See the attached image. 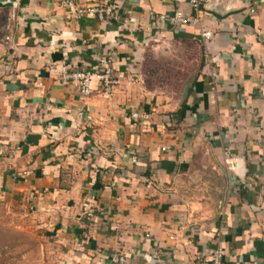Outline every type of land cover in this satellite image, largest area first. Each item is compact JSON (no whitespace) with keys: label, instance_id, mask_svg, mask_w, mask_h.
Instances as JSON below:
<instances>
[{"label":"crops","instance_id":"obj_1","mask_svg":"<svg viewBox=\"0 0 264 264\" xmlns=\"http://www.w3.org/2000/svg\"><path fill=\"white\" fill-rule=\"evenodd\" d=\"M63 1L0 0V212L39 236L35 264H191L218 245L264 264V0H208L195 26L175 21L191 0H76L105 22ZM102 62L113 96L62 85Z\"/></svg>","mask_w":264,"mask_h":264},{"label":"built area","instance_id":"obj_2","mask_svg":"<svg viewBox=\"0 0 264 264\" xmlns=\"http://www.w3.org/2000/svg\"><path fill=\"white\" fill-rule=\"evenodd\" d=\"M208 0H191L190 9L192 14L187 15L179 11L176 14L175 21L178 25H201V13ZM63 5L71 11L77 19H83L86 16L96 17L99 21L105 22L108 19H114V12L105 4L83 5L76 0H64ZM203 42H207L212 38V34L204 32L202 34ZM214 77V73L211 74ZM61 83L63 86L76 85L79 89L80 96L84 99L90 98L96 91L94 83L98 84V90L106 95L113 96L115 90L121 81L117 77L115 70L106 62H102L98 67L81 71L64 67L61 72ZM264 90V80L262 84ZM138 118V115H134ZM136 163V159H134ZM151 186H149L150 188ZM115 263L127 264L126 257H118ZM191 264H228L225 260V253L221 245H218L210 253L208 259L197 258Z\"/></svg>","mask_w":264,"mask_h":264},{"label":"rangeland","instance_id":"obj_3","mask_svg":"<svg viewBox=\"0 0 264 264\" xmlns=\"http://www.w3.org/2000/svg\"><path fill=\"white\" fill-rule=\"evenodd\" d=\"M165 70L159 64L153 66L150 63L145 67L149 82L157 86L161 84L172 86L174 89L177 75L166 73ZM11 212L8 214L5 211L0 212V264H35L40 257L39 236L29 223L28 226H23V223L28 220L25 217H19L21 210L16 209Z\"/></svg>","mask_w":264,"mask_h":264}]
</instances>
